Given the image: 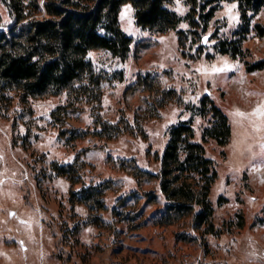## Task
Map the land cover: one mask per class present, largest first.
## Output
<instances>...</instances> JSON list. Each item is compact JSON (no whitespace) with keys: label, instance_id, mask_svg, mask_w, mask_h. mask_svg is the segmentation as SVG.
<instances>
[{"label":"rangeland","instance_id":"374dc122","mask_svg":"<svg viewBox=\"0 0 264 264\" xmlns=\"http://www.w3.org/2000/svg\"><path fill=\"white\" fill-rule=\"evenodd\" d=\"M170 7L177 23L160 30L139 26L133 5H122L128 56L106 49L87 56L101 79L100 101L75 98L79 84L0 98V264H264V116L253 111L264 107V68H248L264 60V35L255 28L264 27V5L248 12L240 35L236 1H222L194 34L190 6L174 0ZM0 19V30L13 22L1 0ZM221 41L240 53H220ZM212 106L226 115L231 135L225 145L204 142L217 171L211 232L193 214L169 213L160 179L145 171L160 174L172 126L190 120L201 141L216 122ZM105 124L122 132L99 135ZM69 164L79 168L78 183L53 170ZM100 183L103 209L71 198Z\"/></svg>","mask_w":264,"mask_h":264},{"label":"trees","instance_id":"16d2710c","mask_svg":"<svg viewBox=\"0 0 264 264\" xmlns=\"http://www.w3.org/2000/svg\"><path fill=\"white\" fill-rule=\"evenodd\" d=\"M8 8L13 22L0 30V98L7 91L16 90L22 100L46 94H59L79 84L75 98L89 97L100 101L99 85L88 53L93 49H106L114 56L125 59L131 48L132 38L127 36L119 23L123 4L130 2L135 10L139 26L164 30L175 27L178 16L170 5L174 0H1ZM189 5L187 19L194 34L199 28L205 31L222 1L238 3L242 25L236 34L248 32L249 11L258 12L264 0H184ZM1 20V19H0ZM259 35L264 27L255 26ZM180 33H182L180 31ZM234 41L232 44H237ZM219 51L236 57L239 47L230 48L226 41L219 43ZM236 46V45H235ZM264 68V60L248 67ZM145 76L142 81H149ZM170 98H168L169 100ZM167 100H165L166 103ZM206 103V98L201 101ZM164 105V104H163ZM215 124L205 131L201 141H195L190 120L172 126L159 175L145 171L160 179V188L168 204L166 210L180 217L193 214L196 222L209 224L213 231L212 205L209 192L217 177L213 161L206 155L204 142L211 137L220 145L229 141L231 129L225 114L216 106L211 107ZM58 108L52 116L56 118ZM108 130L110 132L108 133ZM107 138L119 135L122 129L104 125L99 135ZM61 133V136H64ZM73 138L77 137L75 134ZM59 176L78 183L74 164L54 167ZM106 183L91 185L73 191L78 201L86 203L91 210L104 208L103 194ZM150 199L155 195H150ZM200 207L199 212L195 211ZM76 229L75 231H77Z\"/></svg>","mask_w":264,"mask_h":264},{"label":"snow or ice","instance_id":"6c2138e0","mask_svg":"<svg viewBox=\"0 0 264 264\" xmlns=\"http://www.w3.org/2000/svg\"><path fill=\"white\" fill-rule=\"evenodd\" d=\"M89 55H91V53H89ZM218 70V69H217ZM238 111V113H239V115H241V116H243V115H247L246 113H244V112H240L239 110H237ZM254 111V113H256V114H258V115H260V116H264V107H261V106H258L256 109H254L253 110ZM21 243H23L22 241H21Z\"/></svg>","mask_w":264,"mask_h":264}]
</instances>
